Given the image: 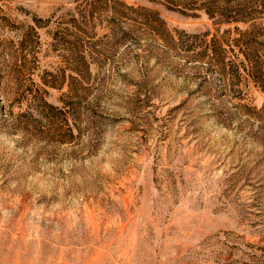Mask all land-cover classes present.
<instances>
[{"label":"rangeland","instance_id":"rangeland-1","mask_svg":"<svg viewBox=\"0 0 264 264\" xmlns=\"http://www.w3.org/2000/svg\"><path fill=\"white\" fill-rule=\"evenodd\" d=\"M0 264H264V0H0Z\"/></svg>","mask_w":264,"mask_h":264},{"label":"trees","instance_id":"trees-1","mask_svg":"<svg viewBox=\"0 0 264 264\" xmlns=\"http://www.w3.org/2000/svg\"><path fill=\"white\" fill-rule=\"evenodd\" d=\"M91 5H92V4H90V3H89V4H86V5H85V9H88V8H90V7H91Z\"/></svg>","mask_w":264,"mask_h":264}]
</instances>
